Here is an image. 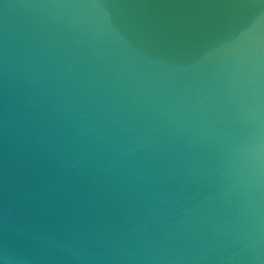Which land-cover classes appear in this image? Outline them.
Listing matches in <instances>:
<instances>
[{
  "label": "water",
  "instance_id": "95a60500",
  "mask_svg": "<svg viewBox=\"0 0 264 264\" xmlns=\"http://www.w3.org/2000/svg\"><path fill=\"white\" fill-rule=\"evenodd\" d=\"M0 264H264V0H0Z\"/></svg>",
  "mask_w": 264,
  "mask_h": 264
}]
</instances>
